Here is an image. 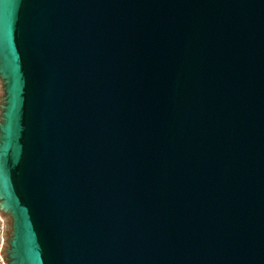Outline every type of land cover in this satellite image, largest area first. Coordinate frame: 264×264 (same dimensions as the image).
I'll use <instances>...</instances> for the list:
<instances>
[{
	"label": "water",
	"instance_id": "water-1",
	"mask_svg": "<svg viewBox=\"0 0 264 264\" xmlns=\"http://www.w3.org/2000/svg\"><path fill=\"white\" fill-rule=\"evenodd\" d=\"M5 264H264V0H0Z\"/></svg>",
	"mask_w": 264,
	"mask_h": 264
},
{
	"label": "rangeland",
	"instance_id": "rangeland-1",
	"mask_svg": "<svg viewBox=\"0 0 264 264\" xmlns=\"http://www.w3.org/2000/svg\"><path fill=\"white\" fill-rule=\"evenodd\" d=\"M1 95H2V91L0 89V99H1ZM7 223L8 220L0 214V264H5L3 260L4 251L6 248L5 240H7V233L9 230Z\"/></svg>",
	"mask_w": 264,
	"mask_h": 264
}]
</instances>
